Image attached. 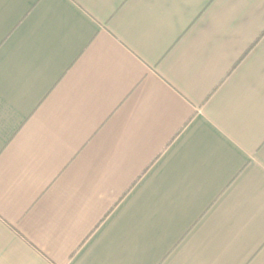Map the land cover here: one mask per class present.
<instances>
[{"label":"crops","instance_id":"0c3cea01","mask_svg":"<svg viewBox=\"0 0 264 264\" xmlns=\"http://www.w3.org/2000/svg\"><path fill=\"white\" fill-rule=\"evenodd\" d=\"M0 264H264V0H0Z\"/></svg>","mask_w":264,"mask_h":264}]
</instances>
